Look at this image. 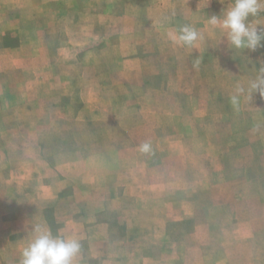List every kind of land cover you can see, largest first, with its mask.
Masks as SVG:
<instances>
[{
  "label": "rangeland",
  "instance_id": "1",
  "mask_svg": "<svg viewBox=\"0 0 264 264\" xmlns=\"http://www.w3.org/2000/svg\"><path fill=\"white\" fill-rule=\"evenodd\" d=\"M187 10L188 0H0V150L7 157L5 144L12 143L19 148L16 157L43 159L70 178L44 213L52 232L55 217L68 214L66 194L76 189L75 199L85 194L89 199L94 191L104 196L120 184L113 216L107 210L95 214V222L84 229L80 251L89 264L98 260L88 255L107 251L105 237L131 235L130 245L118 244L116 250L129 246L135 252L134 239L147 236L141 245L150 255L162 246L163 232L185 246L193 230L192 218L184 217L178 226L168 221L163 232L147 227L127 233L122 210L130 207L132 216L156 224L167 199L156 204L151 190L146 204L123 196L126 167L134 172L145 165L150 187L158 177L177 173L180 189L172 197L179 217L207 193H219L216 182L212 192L203 193L207 170H231L236 164L244 173L264 172V96L256 92L249 99L246 91L238 107L230 103L236 88L247 90L264 69L252 65L247 51L233 50L225 58L204 52L196 54L199 75L194 76L187 68V47L171 39L182 25H190ZM14 25L18 28H7ZM204 37L220 43L219 36ZM189 61L194 70V59ZM144 143L151 146L147 153L135 146ZM263 182L243 180L247 202L264 206ZM195 185L201 189L190 192ZM223 215L216 212L211 219ZM101 221L109 227L95 226ZM76 264L84 261L76 258Z\"/></svg>",
  "mask_w": 264,
  "mask_h": 264
},
{
  "label": "crops",
  "instance_id": "2",
  "mask_svg": "<svg viewBox=\"0 0 264 264\" xmlns=\"http://www.w3.org/2000/svg\"><path fill=\"white\" fill-rule=\"evenodd\" d=\"M232 2L233 0H188L189 10L186 14L191 21L189 24L194 27L200 26L199 31L203 36L220 37H218L219 44L208 42V39L204 37V41L198 44V47L187 48V68L194 76L199 73L194 64L192 65L194 70H191L189 58L195 59L196 54L198 56L204 52L225 58L233 50L239 53L247 51L250 53L249 59L253 63L251 64L257 69H264V41L261 42L262 46L255 51L230 50L226 38L222 37L221 30L208 24V17L220 15L223 10L231 6ZM249 20L258 23V29L264 28V12L257 17H250ZM7 28L14 29L18 26ZM192 81L195 82L193 79ZM200 82L203 81H197L199 84ZM2 146L3 144L0 145V149ZM135 146L140 148L141 145ZM2 151L0 150V264H14L19 263L21 249L31 238L30 229L33 224H43L52 231V226L46 220L44 213L58 197H61L60 192L67 184H70L68 183L70 178H62L60 176L62 171L58 167L52 168L51 164L43 159L36 163L34 157L31 156L23 157L22 160L20 156L16 157L14 153L19 152V148L12 143L5 144V153H7L5 155L8 158ZM143 160L145 162V159ZM217 160L221 165L224 164L223 157ZM234 166L235 169L231 168V170L220 166L215 168L213 173L207 170L200 183L203 193L208 190L212 192L211 187L215 185V182L216 188L219 186V193L215 197L207 193V199L205 197L201 203L194 201L193 205L191 203L187 206V212L181 214V217L178 216L179 208L172 197V194L180 189L176 184L178 182L177 173L170 172L171 177L164 179L158 177L154 185L150 187L144 179L145 165H138L134 172L129 166L126 167V173L128 172L129 175L121 183L123 196H137L140 203L146 204L147 199L144 196L146 197L147 190H151L154 192L156 204H162V200L167 199L164 203L165 209L160 210L161 217L155 219L156 224H147L143 216L141 218L132 216L130 207L122 210V214L118 211L124 217L127 233L133 229L147 227H160L163 232L168 221L177 222L173 224L178 226L182 218H192L191 228L193 230L188 235L187 244L183 246L178 236L169 237L163 232L162 246L149 255L144 254L141 245L142 240L147 239V236L139 235L134 239L138 246L135 252L128 251L129 246L116 250L118 244L128 243L130 245L131 235L121 236L119 239L114 237L106 239L105 237L103 241L106 242L107 251L105 253L95 251L87 255L97 259L98 264H264V206H257L258 204L251 200L247 202L242 196V192L247 191L246 187L242 186L243 180L248 179L249 185L256 184L264 178L262 174L264 172L256 171L250 174L245 170L244 173L243 170H239L240 167L238 169L236 164ZM131 175L134 178H131ZM164 180L167 181V187L163 186ZM119 185L117 184L114 191L113 189L105 191L104 196L101 192L94 191L92 194L94 198L89 199H87V194L75 199L76 189L66 194L69 211L64 216L55 217L58 224L56 227L54 224L56 231L53 234L74 237L79 241L86 239L84 229L88 222H95V214L99 215L107 210V215L113 216L115 199L118 197L116 189ZM196 186L190 187V192L194 193L201 189ZM259 190L264 195V188L260 187ZM72 197L75 203H71ZM54 205L59 206L58 203ZM140 211L146 214L145 207ZM216 212L224 213L223 216H219L218 221L211 219L212 214ZM103 222H97L95 226L109 227V224ZM96 243L99 245L98 242ZM77 258L82 259L84 264H89L90 258L85 257L83 252L80 251Z\"/></svg>",
  "mask_w": 264,
  "mask_h": 264
},
{
  "label": "clouds",
  "instance_id": "3",
  "mask_svg": "<svg viewBox=\"0 0 264 264\" xmlns=\"http://www.w3.org/2000/svg\"><path fill=\"white\" fill-rule=\"evenodd\" d=\"M264 12V0H233L230 7L220 15L208 17V24L218 28L226 38L230 49L255 51L264 41V28L258 29V23L249 20ZM172 41L179 47L195 48L197 43L204 41V36L194 26L182 25L172 35ZM194 66H198L199 59L195 58ZM247 91L248 98L258 92L264 96V70L251 80L246 90L238 86L230 97V103L238 107L240 96ZM150 144L140 146L142 152L150 151ZM31 238L20 252L19 264H76V258L81 250V243L74 237L54 235L47 226L36 223L31 226Z\"/></svg>",
  "mask_w": 264,
  "mask_h": 264
}]
</instances>
